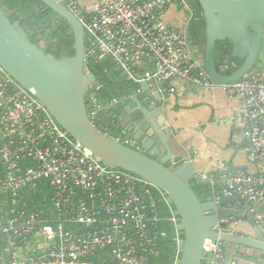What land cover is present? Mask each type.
I'll return each instance as SVG.
<instances>
[{
    "label": "built area",
    "instance_id": "built-area-1",
    "mask_svg": "<svg viewBox=\"0 0 264 264\" xmlns=\"http://www.w3.org/2000/svg\"><path fill=\"white\" fill-rule=\"evenodd\" d=\"M59 1L77 16L89 37L86 74L92 72L88 62L95 66L109 58L138 86L150 80H181L203 89L222 88L243 100V112L236 119L247 122L249 157L264 161V73H251L229 84L212 81L194 56L187 35L163 20L169 4L179 2L189 8L187 0ZM102 88L98 80L86 96L89 118L97 127L106 108L100 99ZM137 92H142L140 87ZM118 103L113 99L109 106ZM115 139L134 144L132 139ZM43 180L56 215L48 219L42 210L18 207L6 217L0 210V240L4 238L0 256H8L0 264H150L159 241L168 236L163 225L176 228L179 222L173 214H160L152 185L104 165L0 67V192L11 193L16 205L20 192ZM221 180L222 195L251 204L254 221L264 230V171H243ZM161 196L166 200L162 191ZM36 235L46 244L21 259L22 245ZM204 251L213 254L211 264H222L219 239L206 240Z\"/></svg>",
    "mask_w": 264,
    "mask_h": 264
},
{
    "label": "water",
    "instance_id": "water-1",
    "mask_svg": "<svg viewBox=\"0 0 264 264\" xmlns=\"http://www.w3.org/2000/svg\"><path fill=\"white\" fill-rule=\"evenodd\" d=\"M40 1L69 24L74 54L56 57L46 53L29 39L17 22L11 21L12 12L0 0V67L37 98L54 120L104 165L132 173L166 194L167 203L174 208L173 215L179 219L176 229L179 236L184 237L178 241L180 258L175 264H211L213 254L204 251L208 239H219L223 252L234 250V258L264 264L263 230L255 223L250 210L243 214L230 207L232 203L245 200L223 196L222 186L215 189L216 197L212 196L211 179L194 174L197 185L205 186L204 194H209L202 202L193 189L192 180L174 167L170 147L172 133L162 107L154 106L159 111L157 122L153 123L145 113L152 137H156L165 150L159 157L122 144L90 120L86 96L98 78L94 72L86 74L83 25L59 0ZM197 1L204 22L202 59L209 78L219 84H229L257 73L264 39V0ZM218 43L224 44L221 51L217 48ZM166 84L150 80L142 82L140 88L153 90L155 101L161 103L159 88L166 87ZM183 160L190 163L189 158ZM246 207L249 209L248 204ZM245 217L255 232L254 236L237 234L232 228Z\"/></svg>",
    "mask_w": 264,
    "mask_h": 264
},
{
    "label": "crops",
    "instance_id": "crops-1",
    "mask_svg": "<svg viewBox=\"0 0 264 264\" xmlns=\"http://www.w3.org/2000/svg\"><path fill=\"white\" fill-rule=\"evenodd\" d=\"M163 20L172 29L187 35L194 56L203 63L204 36L200 37L202 41H198V37L191 32L196 30L197 24H201L202 15L195 14L194 10L179 2H173L167 6ZM218 61L221 64V60ZM258 68L257 73H264V39ZM108 75V82L119 97L118 110L107 106L100 113L101 125L110 136L113 134V137L132 139L133 148L149 151L154 156H162L164 153L161 151L165 150L156 137H152L150 123L145 117L146 113L153 123L157 122L156 114L159 111L154 109L156 105L162 107L165 121L172 133L170 147L174 156V167L191 180H195L194 174L211 179L212 196L216 197L214 191L221 186L222 176L226 178L243 171L249 174L264 171V161L254 162L249 157V142L245 137L247 122L236 119L244 109L241 98L230 96L222 88L203 89L181 80H173L166 87L159 88L162 101L158 103L153 90L142 86V92L138 93L140 85L130 81L126 72L111 60ZM170 87L175 89L173 93L169 91ZM184 158H189L190 163L184 161ZM204 187L201 186L202 190ZM208 195L205 194V198ZM247 204L250 209L251 204L247 201H237L230 207L245 214L249 213ZM10 208L7 195L0 192V210L4 216H10ZM232 228L237 234H255L246 217L239 219ZM3 242L4 238L0 240V244ZM45 244L46 241L36 235L22 245L19 257L23 259L39 251ZM233 254L232 249L224 250L223 264H255L249 260L234 258ZM7 257L2 255L0 260H6Z\"/></svg>",
    "mask_w": 264,
    "mask_h": 264
},
{
    "label": "trees",
    "instance_id": "trees-1",
    "mask_svg": "<svg viewBox=\"0 0 264 264\" xmlns=\"http://www.w3.org/2000/svg\"><path fill=\"white\" fill-rule=\"evenodd\" d=\"M9 11L12 12L10 17L12 22H17L20 27L27 33L29 39L37 44H41L45 41L48 45L52 46L54 52L59 56L56 51L65 47L68 51L67 54L72 56L74 54V40L72 30L69 24L54 13L51 9L47 8L40 0H2ZM192 10H196L199 15L201 14V8L197 0H188ZM196 30L194 27L191 32H194L195 37H198V41L201 36H204V22L197 24ZM202 41V39H201ZM223 43H218L217 48L219 51L223 49ZM62 56V55H61ZM110 59L104 58L95 66H92V72H94L101 84L102 91L100 93V99L106 104V107L110 105L113 99H118V95L115 93L111 84L108 82V69H109ZM114 110H118V106L112 107ZM98 127L104 132L105 128L101 125L99 120ZM109 134V132H108ZM111 135V134H110ZM113 136V134H112ZM155 192L156 197L159 200L158 210L160 214L165 216H171L174 209L170 206L165 198L158 194V189L152 187ZM11 193L6 194L10 196ZM17 203L13 205L10 201V206H14V209L18 207H25L27 210H42L44 211V217L48 219H53L56 215L52 210L51 204L49 202V187L45 180L36 182L33 186L26 188L19 193L16 198ZM54 226L55 224L51 222ZM173 226V225H172ZM169 223L163 225L166 229L168 236L167 238L160 240L158 243V254L153 257L150 264H175L176 260L180 258L178 253V240L184 237L178 236L177 229L172 227ZM69 228V227H68ZM104 253V252H103ZM105 254V253H104ZM98 263L97 260H94Z\"/></svg>",
    "mask_w": 264,
    "mask_h": 264
},
{
    "label": "rangeland",
    "instance_id": "rangeland-1",
    "mask_svg": "<svg viewBox=\"0 0 264 264\" xmlns=\"http://www.w3.org/2000/svg\"><path fill=\"white\" fill-rule=\"evenodd\" d=\"M3 2V1H2ZM195 14H197L198 15V12L195 10ZM11 15H12V13H11ZM89 45V37L86 39V45ZM42 46H40L46 53H48V54H51V55H54V54H52L51 52H54V49H53V47L52 46H50V45H48L45 41L41 44ZM67 49L65 48V47H61V49H60V51H59V49L56 51L57 53H59V56L58 55H54V56H56V57H68V56H70L69 54H67ZM62 55V56H61ZM218 60H222V58L219 56L218 57ZM88 65L91 67V66H93L92 65V63L91 62H88ZM191 184L193 185V189L195 190V192H196V194L198 195V197L200 198V200L202 201V202H205V194H204V191L202 190V188H201V186H198L197 184H196V180H192L191 181ZM158 194L159 195H161V191L159 190L158 191ZM7 199L9 200V201H12L13 200V196L10 194V196L8 195V197H7ZM14 207H13V205L11 206V208L10 209H13ZM174 209V208H173ZM173 214V213H172ZM170 224V223H169ZM171 226H172V224H170ZM174 226V225H173ZM172 226V227H173ZM175 227V226H174ZM179 259V258H178ZM177 259V260H178ZM176 263V262H175Z\"/></svg>",
    "mask_w": 264,
    "mask_h": 264
},
{
    "label": "flooded vegetation",
    "instance_id": "flooded-vegetation-1",
    "mask_svg": "<svg viewBox=\"0 0 264 264\" xmlns=\"http://www.w3.org/2000/svg\"><path fill=\"white\" fill-rule=\"evenodd\" d=\"M188 4H189V2H188ZM189 6H190V4H189ZM191 8V7H190Z\"/></svg>",
    "mask_w": 264,
    "mask_h": 264
},
{
    "label": "clouds",
    "instance_id": "clouds-1",
    "mask_svg": "<svg viewBox=\"0 0 264 264\" xmlns=\"http://www.w3.org/2000/svg\"><path fill=\"white\" fill-rule=\"evenodd\" d=\"M180 240V239H179Z\"/></svg>",
    "mask_w": 264,
    "mask_h": 264
}]
</instances>
